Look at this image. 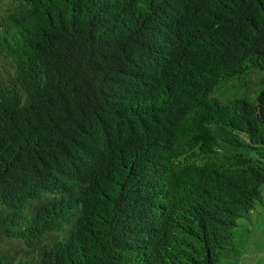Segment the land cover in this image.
Listing matches in <instances>:
<instances>
[{
	"label": "trees",
	"instance_id": "trees-1",
	"mask_svg": "<svg viewBox=\"0 0 264 264\" xmlns=\"http://www.w3.org/2000/svg\"><path fill=\"white\" fill-rule=\"evenodd\" d=\"M254 70L264 0H0V264H237Z\"/></svg>",
	"mask_w": 264,
	"mask_h": 264
},
{
	"label": "rangeland",
	"instance_id": "rangeland-1",
	"mask_svg": "<svg viewBox=\"0 0 264 264\" xmlns=\"http://www.w3.org/2000/svg\"><path fill=\"white\" fill-rule=\"evenodd\" d=\"M264 73L252 71L246 75L224 82L214 93L222 103L233 99L254 101L263 89ZM263 204L256 205L248 219H239L233 231L234 246L239 256L237 264H264V191Z\"/></svg>",
	"mask_w": 264,
	"mask_h": 264
}]
</instances>
